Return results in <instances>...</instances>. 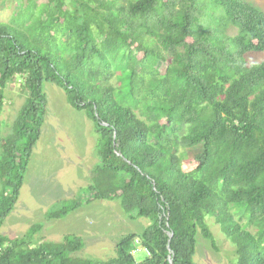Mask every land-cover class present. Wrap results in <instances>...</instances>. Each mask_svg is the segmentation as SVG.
<instances>
[{"label":"trees","instance_id":"16d2710c","mask_svg":"<svg viewBox=\"0 0 264 264\" xmlns=\"http://www.w3.org/2000/svg\"><path fill=\"white\" fill-rule=\"evenodd\" d=\"M26 1L0 22V114L17 76L25 96L0 142V227L40 136L46 82L92 122L99 158L82 199L47 218L118 200L149 225L100 261L71 257L77 236L30 246L34 225L0 235V264H195L197 233L217 249L207 216L233 246L231 264H264V12L243 0ZM135 241L147 251L139 262Z\"/></svg>","mask_w":264,"mask_h":264},{"label":"rangeland","instance_id":"374dc122","mask_svg":"<svg viewBox=\"0 0 264 264\" xmlns=\"http://www.w3.org/2000/svg\"><path fill=\"white\" fill-rule=\"evenodd\" d=\"M63 1L70 7L71 0ZM114 1L118 5H125L127 0ZM243 1L264 12V0ZM34 2L35 7H39L47 0ZM26 7V0H0V22H9ZM225 32L234 35L236 29L228 27ZM21 81L20 77H15L4 90L0 142L11 133L14 118L24 101ZM111 84L119 86L115 78ZM43 93L46 112L40 136L29 158L17 201L4 219L0 235L19 239L25 236L30 227L39 225L40 229L29 239L30 246L42 241L59 243L66 235L77 236L82 241V248L71 257L95 261L112 258L117 242L127 234L142 232L149 221L136 217L134 213L131 219L123 212L118 200H95L82 204L61 219L47 218L46 213L61 207V202L82 199L86 187L91 183V172L99 165V158L98 136L85 113L73 109L67 103L64 91L53 83H43ZM198 152L199 148L187 150L190 157ZM205 221L217 249L213 250L210 242L197 233L194 263L231 264L234 261L233 246L212 217L207 216ZM242 222L245 223V219ZM250 230L254 231L252 227ZM132 255L136 262L147 257L138 243L133 244Z\"/></svg>","mask_w":264,"mask_h":264},{"label":"built area","instance_id":"2783aa9c","mask_svg":"<svg viewBox=\"0 0 264 264\" xmlns=\"http://www.w3.org/2000/svg\"><path fill=\"white\" fill-rule=\"evenodd\" d=\"M135 243H137V241H135ZM145 250V249H144ZM145 252L147 253V251L145 250Z\"/></svg>","mask_w":264,"mask_h":264}]
</instances>
